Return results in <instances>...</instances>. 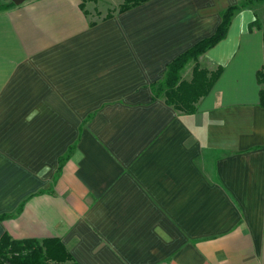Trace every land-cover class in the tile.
<instances>
[{
    "label": "crops",
    "instance_id": "crops-1",
    "mask_svg": "<svg viewBox=\"0 0 264 264\" xmlns=\"http://www.w3.org/2000/svg\"><path fill=\"white\" fill-rule=\"evenodd\" d=\"M83 1L0 0V237H59L78 264H264V1L200 55L223 70L192 114L153 84L245 0Z\"/></svg>",
    "mask_w": 264,
    "mask_h": 264
},
{
    "label": "trees",
    "instance_id": "trees-1",
    "mask_svg": "<svg viewBox=\"0 0 264 264\" xmlns=\"http://www.w3.org/2000/svg\"><path fill=\"white\" fill-rule=\"evenodd\" d=\"M147 1L149 0H123L117 10L109 12L105 17H112L114 12L122 13ZM254 1L264 0H245L241 4L228 7L222 12V21L211 36L198 41L169 63L163 80L153 84L154 98L163 96L165 102L176 110L187 114L195 113L199 100L210 93L223 70L221 66L213 71L201 67L200 55L226 36L234 11ZM84 2L85 0L81 6L85 10ZM85 12L87 13V10ZM254 26H260L259 22L251 23L250 29ZM189 61H194V66L191 78L186 79L182 77V70ZM257 79L261 85L260 104L264 106V66L257 72ZM72 149L73 147L59 158V168L69 158ZM6 216L0 215V220ZM65 263L78 264L59 237L15 239L8 232H4L0 237V264Z\"/></svg>",
    "mask_w": 264,
    "mask_h": 264
},
{
    "label": "rangeland",
    "instance_id": "rangeland-1",
    "mask_svg": "<svg viewBox=\"0 0 264 264\" xmlns=\"http://www.w3.org/2000/svg\"><path fill=\"white\" fill-rule=\"evenodd\" d=\"M95 1H96L95 12L98 19L102 18L101 17L102 15L117 10L120 4L123 2V0H95ZM193 66H194V61H189L182 70V73H189L192 70ZM65 264H70V263H65Z\"/></svg>",
    "mask_w": 264,
    "mask_h": 264
},
{
    "label": "water",
    "instance_id": "water-1",
    "mask_svg": "<svg viewBox=\"0 0 264 264\" xmlns=\"http://www.w3.org/2000/svg\"><path fill=\"white\" fill-rule=\"evenodd\" d=\"M25 0H13V2L15 3V4H21V3H23Z\"/></svg>",
    "mask_w": 264,
    "mask_h": 264
}]
</instances>
